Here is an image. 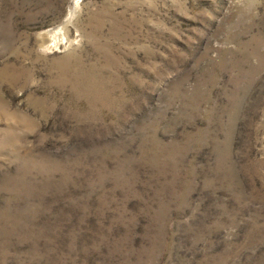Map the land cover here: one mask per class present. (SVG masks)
<instances>
[{
    "label": "rangeland",
    "instance_id": "obj_1",
    "mask_svg": "<svg viewBox=\"0 0 264 264\" xmlns=\"http://www.w3.org/2000/svg\"><path fill=\"white\" fill-rule=\"evenodd\" d=\"M0 264H264V0H0Z\"/></svg>",
    "mask_w": 264,
    "mask_h": 264
}]
</instances>
